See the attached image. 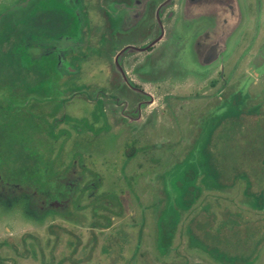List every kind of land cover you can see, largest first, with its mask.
<instances>
[{
    "label": "rangeland",
    "instance_id": "1",
    "mask_svg": "<svg viewBox=\"0 0 264 264\" xmlns=\"http://www.w3.org/2000/svg\"><path fill=\"white\" fill-rule=\"evenodd\" d=\"M192 12L167 27L178 51L156 66L114 57L161 27L0 0V264H264V124L249 110L264 114V77L205 64L213 38L234 40L237 11ZM126 62L148 96L121 87ZM228 97L231 119L215 112Z\"/></svg>",
    "mask_w": 264,
    "mask_h": 264
},
{
    "label": "flooded vegetation",
    "instance_id": "2",
    "mask_svg": "<svg viewBox=\"0 0 264 264\" xmlns=\"http://www.w3.org/2000/svg\"><path fill=\"white\" fill-rule=\"evenodd\" d=\"M64 3L70 7L71 5L79 6L88 12L94 9V27H161V34L147 38L140 46H129L122 48L115 58V61L120 60L124 54L130 57L137 54L148 53L144 60L139 59L140 62L148 61L155 57V65L162 66V54L168 52V58L172 53L178 51V46H173L168 51L166 49V37L169 34L167 27H172L174 32L180 27H186L185 22H189L195 15L192 12L194 7L208 6L212 7V11L228 10L231 14L236 16L237 11V29L236 35L232 42L229 41L228 34L223 33L216 38H213L212 44L206 47L211 53L208 55L211 58L205 60V64L213 63L215 54L219 56V61L222 62L221 71L226 74L241 76L243 74V65L249 63L255 65V76L264 77V0H63ZM134 13L126 25L122 24L125 14ZM97 14V15H96ZM212 13L206 14L207 17ZM123 18V20H122ZM105 21H107L105 23ZM99 22V23H98ZM100 23H104L101 25ZM108 23V24H107ZM152 30V29H151ZM150 33V31H148ZM146 33V31H145ZM148 33V34H149ZM146 39V38H145ZM209 40L210 36H208ZM161 48H155L159 44ZM216 43V44H215ZM73 44H71V47ZM70 47V48H71ZM132 47V48H131ZM164 47V48H163ZM64 49V48H63ZM61 47L58 46L57 58L59 57L60 65L59 71L62 76L61 67H65L66 63L61 58ZM65 50V49H64ZM121 54V55H120ZM177 56V54H175ZM128 58L127 62H132ZM166 58V57H164ZM159 60L156 62V60ZM178 59V57H177ZM176 59L178 63L179 60ZM127 62L125 65L120 64L118 73L123 79V85L136 94L148 96L149 94L137 83L131 79L129 75ZM117 63V62H116ZM231 64V66H229ZM64 65V66H63ZM158 68V67H157ZM150 69V68H149ZM162 69V68H161ZM205 70V69H204ZM229 70V71H228ZM147 67H142L140 73H146ZM151 71V69H150ZM139 73V74H140ZM243 88L231 94L240 95ZM145 102L139 103L138 111ZM137 111V112H138ZM135 111V113H137ZM47 203V201H44ZM66 206H62L65 208ZM42 211H46L43 210ZM50 209V208H49Z\"/></svg>",
    "mask_w": 264,
    "mask_h": 264
},
{
    "label": "trees",
    "instance_id": "3",
    "mask_svg": "<svg viewBox=\"0 0 264 264\" xmlns=\"http://www.w3.org/2000/svg\"><path fill=\"white\" fill-rule=\"evenodd\" d=\"M240 95H242V94H240ZM226 100H227L226 102L224 101L223 103H220L217 107H215L216 108L215 112L221 113L223 111H226V113H227L226 117L228 119H231L232 117L230 116V114H232L234 112V106H233L234 104H233L232 99L230 97L226 98ZM243 101H245V99H243ZM225 103H227V104H225ZM261 108H262L261 105L260 106L257 105V106H254L253 109H249V110H252L251 113H254L255 115L259 116V119L257 120L258 122H262L264 124V114L262 113ZM244 110H245V108L243 107V111H240V114H241V112H242V114L245 113ZM236 115H239V113H236ZM217 128H218V126L215 128V130H217ZM217 135L218 134H211V137H210L208 144L204 145V147L206 146V149L208 148L207 151H209L211 156L215 151L214 149H212V146L213 145L216 146L215 141L218 140ZM261 137L264 138V136L262 134H261ZM261 140H264V139H261ZM201 147H203V146L201 145ZM204 147H203V149H204ZM209 153H207V154H209ZM218 186H222V185H218ZM22 195H24V194H22Z\"/></svg>",
    "mask_w": 264,
    "mask_h": 264
},
{
    "label": "water",
    "instance_id": "4",
    "mask_svg": "<svg viewBox=\"0 0 264 264\" xmlns=\"http://www.w3.org/2000/svg\"><path fill=\"white\" fill-rule=\"evenodd\" d=\"M120 55H121V54H120ZM218 57H219V56H218L217 54H215V57H214L215 59H212V62L216 61V60L218 59ZM116 62L118 63V60H117Z\"/></svg>",
    "mask_w": 264,
    "mask_h": 264
}]
</instances>
